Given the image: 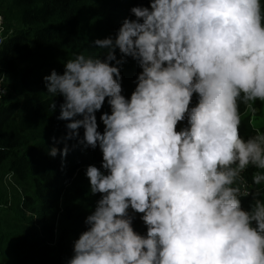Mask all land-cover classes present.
Here are the masks:
<instances>
[{"label":"clouds","instance_id":"9594fccd","mask_svg":"<svg viewBox=\"0 0 264 264\" xmlns=\"http://www.w3.org/2000/svg\"><path fill=\"white\" fill-rule=\"evenodd\" d=\"M92 44L98 55L42 78L66 121L49 157L101 153L84 169L99 199L65 264H264V129L240 132L264 106V0H148Z\"/></svg>","mask_w":264,"mask_h":264},{"label":"trees","instance_id":"16d2710c","mask_svg":"<svg viewBox=\"0 0 264 264\" xmlns=\"http://www.w3.org/2000/svg\"><path fill=\"white\" fill-rule=\"evenodd\" d=\"M139 3L147 5L148 0H0L12 29L0 47L8 86L0 103V149H6L0 150V208L6 209L8 203L3 190L7 173L13 174L21 193L2 218L0 258H12L14 264H65L72 256V241L85 230L83 221L99 199V194L89 192L84 169L89 164L99 167L101 153L98 148L84 152L77 148L63 165L59 154L49 157L52 137L65 135L66 121L56 119L62 97L55 98L56 112L49 110L52 97L42 78L53 69L62 74L73 53L98 55L92 41L114 33L130 7ZM138 71L131 59L122 69L126 97ZM257 105L264 114V106L259 101ZM108 110L105 103L102 111ZM96 115L102 132L100 113ZM254 128L247 117L242 119L241 135L253 134ZM67 143L71 148L75 141ZM55 146L62 148L63 143ZM251 171L246 173L250 183ZM249 202L250 197L244 198L242 205ZM133 227L145 232L138 217Z\"/></svg>","mask_w":264,"mask_h":264},{"label":"rangeland","instance_id":"374dc122","mask_svg":"<svg viewBox=\"0 0 264 264\" xmlns=\"http://www.w3.org/2000/svg\"><path fill=\"white\" fill-rule=\"evenodd\" d=\"M262 124H264V114L262 111H258L255 122L253 125H262ZM3 190L7 195L8 203L6 204V209L0 208V236H1V234L4 233L3 232V225H2L3 215L6 217V215L9 214V209L12 208L11 203L13 201V198L14 197H16V198L21 197L20 190L17 188V186L14 184L13 181H8V180L4 181ZM8 247L11 248V245ZM2 249H3V247L0 245V250H2ZM13 262L14 261L12 258H7V259H4V257L0 258V264H14Z\"/></svg>","mask_w":264,"mask_h":264},{"label":"built area","instance_id":"2783aa9c","mask_svg":"<svg viewBox=\"0 0 264 264\" xmlns=\"http://www.w3.org/2000/svg\"><path fill=\"white\" fill-rule=\"evenodd\" d=\"M11 30H12L11 27H9L8 23L6 22L3 10L0 7V47L3 44L4 40L6 39L7 35L11 33ZM0 88H6L8 91L6 73L3 69V67H1V66H0ZM7 91H6V93H7ZM5 95L0 96V103H1V101ZM12 175H13L12 173H7L4 176V181H6V180L12 181ZM245 176H246V173H245ZM249 184H251V183L249 182Z\"/></svg>","mask_w":264,"mask_h":264},{"label":"crops","instance_id":"0c3cea01","mask_svg":"<svg viewBox=\"0 0 264 264\" xmlns=\"http://www.w3.org/2000/svg\"><path fill=\"white\" fill-rule=\"evenodd\" d=\"M256 124V123H255ZM255 128H262V127H264V124H262V125H253ZM257 126V127H256ZM259 126V127H258Z\"/></svg>","mask_w":264,"mask_h":264},{"label":"bare ground","instance_id":"6f19581e","mask_svg":"<svg viewBox=\"0 0 264 264\" xmlns=\"http://www.w3.org/2000/svg\"><path fill=\"white\" fill-rule=\"evenodd\" d=\"M246 177V176H245ZM247 179V178H246ZM248 180V179H247ZM249 182V181H248Z\"/></svg>","mask_w":264,"mask_h":264}]
</instances>
